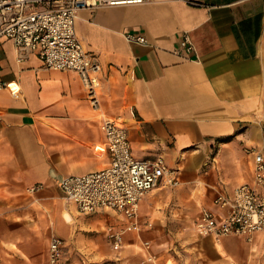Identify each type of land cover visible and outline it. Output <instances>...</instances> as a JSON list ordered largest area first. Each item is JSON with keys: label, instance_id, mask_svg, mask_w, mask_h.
Instances as JSON below:
<instances>
[{"label": "crops", "instance_id": "obj_1", "mask_svg": "<svg viewBox=\"0 0 264 264\" xmlns=\"http://www.w3.org/2000/svg\"><path fill=\"white\" fill-rule=\"evenodd\" d=\"M74 26L99 64L94 106L73 72L48 70L35 54L18 60L10 41L0 44V83L17 90L0 88V264H49L52 237L64 246L58 264H86L93 246L85 231L97 216L103 231L122 223L110 211L75 218L58 187L107 163L103 118L126 130L135 159L160 157L177 170L174 193L190 201L191 232L178 228L169 240L139 217L142 230L159 234L166 247L158 256L149 250L150 261L143 251L138 264H166L170 240L204 253L176 264H264V235L214 239L193 228L201 209L227 211L214 199L229 200L234 188L251 183L249 150H264V0H146L82 9ZM183 36L192 52L180 49ZM133 235L125 234L123 247Z\"/></svg>", "mask_w": 264, "mask_h": 264}, {"label": "built area", "instance_id": "obj_2", "mask_svg": "<svg viewBox=\"0 0 264 264\" xmlns=\"http://www.w3.org/2000/svg\"><path fill=\"white\" fill-rule=\"evenodd\" d=\"M146 0H0V44L12 43L21 60L26 54H35L48 70L73 72L78 77L87 100L97 104L99 64L75 32V18L82 9L142 4ZM199 5L197 1H189ZM127 39L144 43L142 36L127 35ZM180 49L194 50L187 36L180 41ZM13 95L16 89L0 83ZM100 129L104 136L107 155L105 166L95 172L62 179L59 190L62 199L75 206L78 213L88 215L98 211L112 212L122 223L107 224L105 239L111 250L120 251L127 233L139 235V205L143 197L158 187L178 185L177 170L166 166L160 157L152 161L135 159L126 130L116 120L103 118ZM251 183H243L232 192L229 200L217 196L213 203L227 211L220 215L201 209L193 228L201 237L220 239L242 237L251 241L256 234L264 235V150L251 148ZM38 186L31 188L35 190ZM140 248L150 261V244L141 242ZM63 243L52 237L47 247V261L58 264L63 254Z\"/></svg>", "mask_w": 264, "mask_h": 264}, {"label": "rangeland", "instance_id": "obj_3", "mask_svg": "<svg viewBox=\"0 0 264 264\" xmlns=\"http://www.w3.org/2000/svg\"><path fill=\"white\" fill-rule=\"evenodd\" d=\"M174 192L175 189L169 187L153 189L147 197L145 211H141L144 209L142 206L139 207L138 211L139 217H141V219H150L152 228L154 227V229L164 230V235L169 236V238L166 237L168 238L166 240L172 238V234H175V230L178 228L183 232H191L192 230L191 214L188 210L190 201L180 200L176 197ZM70 213L71 215L75 216V218L80 216L87 219L96 217L95 214L82 215L76 213L73 208L70 210ZM97 218H99V222L95 223V228L92 231H85L89 234L88 237H85V241L91 242L93 246L92 249L87 251V253L84 255L88 257L86 264H138L140 263L142 257L141 255L143 253L140 245L141 241L144 240H151V243H149L150 250H152L155 255L158 256L163 254L166 246L162 243L163 241L157 237L159 234L154 233L153 231L149 232L146 229H143L138 236H131L129 243L125 245L120 251L115 252L111 250L105 239L104 231L101 230L102 226L104 225L103 218L102 220L99 216H97ZM71 225L77 226L75 219H73ZM160 237H163V233H160ZM192 240H197L196 235H192ZM169 242H171V245L169 244L168 250L166 252V264H176V260H182L189 254L192 256L199 255L201 257L204 255L203 250L195 253V250H183L185 249V247H182L183 243H178L174 240H170ZM184 242V244H188L186 240ZM131 243L133 245H131ZM175 247H178L179 250L175 249Z\"/></svg>", "mask_w": 264, "mask_h": 264}, {"label": "bare ground", "instance_id": "obj_4", "mask_svg": "<svg viewBox=\"0 0 264 264\" xmlns=\"http://www.w3.org/2000/svg\"><path fill=\"white\" fill-rule=\"evenodd\" d=\"M66 216V215H65ZM66 218V217H65Z\"/></svg>", "mask_w": 264, "mask_h": 264}]
</instances>
